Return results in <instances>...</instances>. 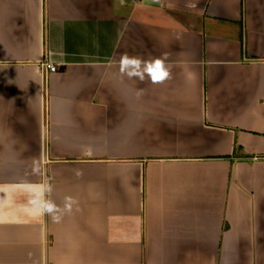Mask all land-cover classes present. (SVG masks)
<instances>
[{
	"label": "crops",
	"instance_id": "obj_1",
	"mask_svg": "<svg viewBox=\"0 0 264 264\" xmlns=\"http://www.w3.org/2000/svg\"><path fill=\"white\" fill-rule=\"evenodd\" d=\"M0 264H264V0H0Z\"/></svg>",
	"mask_w": 264,
	"mask_h": 264
},
{
	"label": "clouds",
	"instance_id": "obj_2",
	"mask_svg": "<svg viewBox=\"0 0 264 264\" xmlns=\"http://www.w3.org/2000/svg\"><path fill=\"white\" fill-rule=\"evenodd\" d=\"M143 65V67H142ZM121 72H126L129 77H139L144 79L145 73L151 78L153 83H162L170 77V71L165 66L164 60L157 58L153 61H142L138 57H129L124 55L120 61ZM66 209L71 210L72 198H67ZM38 207L41 214L47 213L52 216L53 220L59 222L61 216L58 215L59 209L49 200L38 201Z\"/></svg>",
	"mask_w": 264,
	"mask_h": 264
},
{
	"label": "built area",
	"instance_id": "obj_3",
	"mask_svg": "<svg viewBox=\"0 0 264 264\" xmlns=\"http://www.w3.org/2000/svg\"><path fill=\"white\" fill-rule=\"evenodd\" d=\"M43 67L45 68L46 71L52 72L55 70V64L53 63H44Z\"/></svg>",
	"mask_w": 264,
	"mask_h": 264
}]
</instances>
